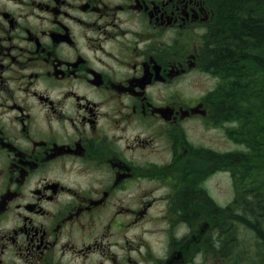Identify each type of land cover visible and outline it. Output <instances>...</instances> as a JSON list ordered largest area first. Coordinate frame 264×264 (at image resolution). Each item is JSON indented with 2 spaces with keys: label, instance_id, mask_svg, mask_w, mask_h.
Wrapping results in <instances>:
<instances>
[{
  "label": "flooded vegetation",
  "instance_id": "flooded-vegetation-1",
  "mask_svg": "<svg viewBox=\"0 0 264 264\" xmlns=\"http://www.w3.org/2000/svg\"><path fill=\"white\" fill-rule=\"evenodd\" d=\"M209 1L0 0V264H232Z\"/></svg>",
  "mask_w": 264,
  "mask_h": 264
},
{
  "label": "trees",
  "instance_id": "trees-1",
  "mask_svg": "<svg viewBox=\"0 0 264 264\" xmlns=\"http://www.w3.org/2000/svg\"><path fill=\"white\" fill-rule=\"evenodd\" d=\"M211 3L215 13L207 31L209 55L220 59L225 68L231 65L233 102L248 105V117L242 124L237 122L234 129L233 139L244 145L245 154L234 158V203L237 206L232 210L242 212L239 221L245 223L264 246V107L259 104L264 0H213ZM234 116L241 118L239 111Z\"/></svg>",
  "mask_w": 264,
  "mask_h": 264
},
{
  "label": "rangeland",
  "instance_id": "rangeland-1",
  "mask_svg": "<svg viewBox=\"0 0 264 264\" xmlns=\"http://www.w3.org/2000/svg\"><path fill=\"white\" fill-rule=\"evenodd\" d=\"M232 104H233L232 121H234V123L240 122L242 124L243 119H246L248 117V112H247L248 105H244L243 103L239 105L236 102H233ZM238 111L241 114L240 116L241 118L234 116V113H237ZM236 126H233V128L235 129ZM234 129L232 133V141H234L235 143H238V147L234 146L233 152L234 153L237 152L238 156L242 158L241 156L245 154V151L243 152L242 148L241 147L239 148V146L244 147V145H242V143H239L238 141H235L233 139L235 136ZM244 173L245 171L242 174ZM243 180H244V177L241 178V181ZM234 184H235V180L232 175L226 176V174H218L217 177L215 178V185H214L217 200H222V202H224L225 198H227L229 200L233 199L235 202L236 192H235ZM246 199H247V196H246ZM246 199L243 198V204H245L244 200ZM232 216H233V223L236 226L233 232L234 238L236 239V241L233 244V250L230 255L232 264H255L257 263L258 259L256 257V251L258 248H256V243L260 240H257L254 233L246 226L245 223L239 221L240 220L239 218H242L243 216L242 212L241 213L238 211L234 212L232 210ZM241 250H246L247 251L246 254L248 255V257L246 258L240 257L239 255L241 254L240 253Z\"/></svg>",
  "mask_w": 264,
  "mask_h": 264
},
{
  "label": "bare ground",
  "instance_id": "bare-ground-1",
  "mask_svg": "<svg viewBox=\"0 0 264 264\" xmlns=\"http://www.w3.org/2000/svg\"><path fill=\"white\" fill-rule=\"evenodd\" d=\"M218 241V240H217ZM221 242V241H220ZM232 245V244H231ZM228 247V246H227ZM231 248V247H230Z\"/></svg>",
  "mask_w": 264,
  "mask_h": 264
}]
</instances>
